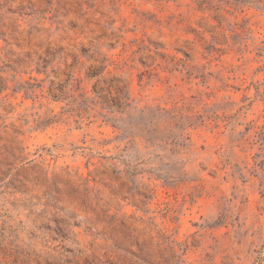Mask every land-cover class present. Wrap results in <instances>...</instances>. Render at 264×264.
<instances>
[{
	"label": "clouds",
	"instance_id": "1",
	"mask_svg": "<svg viewBox=\"0 0 264 264\" xmlns=\"http://www.w3.org/2000/svg\"><path fill=\"white\" fill-rule=\"evenodd\" d=\"M0 264H264V0H0Z\"/></svg>",
	"mask_w": 264,
	"mask_h": 264
},
{
	"label": "rangeland",
	"instance_id": "2",
	"mask_svg": "<svg viewBox=\"0 0 264 264\" xmlns=\"http://www.w3.org/2000/svg\"><path fill=\"white\" fill-rule=\"evenodd\" d=\"M157 194H158L159 197L163 198L164 193H163L162 190H158V193ZM193 211H195V208L194 207H193ZM187 223L192 224V226H194L193 222H191V221H188Z\"/></svg>",
	"mask_w": 264,
	"mask_h": 264
}]
</instances>
